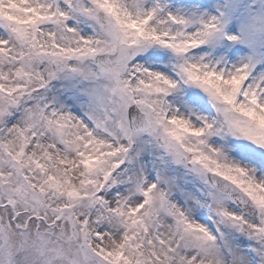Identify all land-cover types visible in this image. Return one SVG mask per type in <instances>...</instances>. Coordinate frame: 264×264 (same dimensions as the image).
Returning <instances> with one entry per match:
<instances>
[{"label":"snow or ice","instance_id":"6c2138e0","mask_svg":"<svg viewBox=\"0 0 264 264\" xmlns=\"http://www.w3.org/2000/svg\"><path fill=\"white\" fill-rule=\"evenodd\" d=\"M0 264H264V0H0Z\"/></svg>","mask_w":264,"mask_h":264}]
</instances>
